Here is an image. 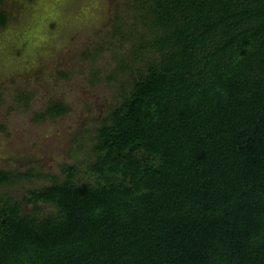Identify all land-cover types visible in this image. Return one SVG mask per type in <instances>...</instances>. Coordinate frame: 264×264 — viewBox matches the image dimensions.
<instances>
[{"label":"trees","instance_id":"trees-1","mask_svg":"<svg viewBox=\"0 0 264 264\" xmlns=\"http://www.w3.org/2000/svg\"><path fill=\"white\" fill-rule=\"evenodd\" d=\"M143 1L151 35L123 62L138 75L97 127L92 177L64 163L1 194L0 264H264V0ZM43 175L0 167V183Z\"/></svg>","mask_w":264,"mask_h":264},{"label":"rangeland","instance_id":"rangeland-1","mask_svg":"<svg viewBox=\"0 0 264 264\" xmlns=\"http://www.w3.org/2000/svg\"><path fill=\"white\" fill-rule=\"evenodd\" d=\"M143 2L4 0L0 9L9 17L0 25V167H33L44 175L0 183V195L20 199L63 179L64 163L80 166L79 179L92 177L97 127L138 75L123 62L132 60L134 43L151 35ZM56 99L71 109L37 118ZM42 205V214L56 211Z\"/></svg>","mask_w":264,"mask_h":264}]
</instances>
